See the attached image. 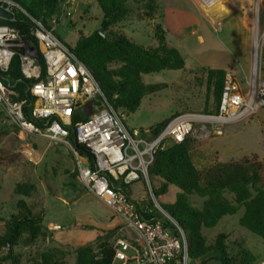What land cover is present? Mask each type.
Segmentation results:
<instances>
[{
    "label": "rangeland",
    "instance_id": "1",
    "mask_svg": "<svg viewBox=\"0 0 264 264\" xmlns=\"http://www.w3.org/2000/svg\"><path fill=\"white\" fill-rule=\"evenodd\" d=\"M157 2L158 12L147 19L142 14V0H128L127 19L104 31L106 34L123 33L139 45L154 47V25L159 23L167 31V46L177 49L184 59L183 70L164 69L141 75L145 84L165 86L144 96L135 111L119 110L128 128L146 130L178 111L213 110L215 100L211 91H207V69L230 68L243 87L251 73L255 0H219L210 9L197 6L192 0ZM62 3L68 7L70 15L65 14L66 10L60 11L53 29L67 45L73 46L79 33L88 35L100 27L102 14L96 0H63ZM261 64L264 67V57ZM77 110L84 115L91 113V103ZM198 126L196 123L195 128ZM189 138L191 156L199 170L214 160H238L252 154L264 163V108L225 123L221 134ZM157 181L152 179V189ZM17 184L25 185L29 193H15ZM142 185L141 180L131 185L133 198L147 197ZM179 191L178 187L170 185L156 200L161 206L170 204ZM225 196L231 198L228 193ZM18 200H24L31 211L41 214L42 223L50 231H60L61 239L54 240L49 233L27 241V235L23 234L12 247L10 258L1 260L8 247L0 249V264H38L46 251L63 264H73L78 245L92 243L96 235L108 232L110 242L118 223L116 214L90 194L80 181L67 143L23 133L0 105V217L3 220L17 211ZM188 201L200 208L204 198L190 194ZM243 212L244 208L240 207L236 213L223 216L216 225L202 229L206 245H212L218 233L225 234L226 250L233 264H242L247 251L256 259L264 258V240L238 223ZM3 230L4 221H0V234ZM211 257L204 256L196 264H220Z\"/></svg>",
    "mask_w": 264,
    "mask_h": 264
},
{
    "label": "built area",
    "instance_id": "2",
    "mask_svg": "<svg viewBox=\"0 0 264 264\" xmlns=\"http://www.w3.org/2000/svg\"><path fill=\"white\" fill-rule=\"evenodd\" d=\"M210 9L219 0H192ZM62 3L61 13L70 15ZM19 13L30 19L29 34L37 49L25 45L12 25ZM251 73L246 86L230 68L224 70L215 112L182 111L164 121L159 130L128 128L107 102L92 72L76 59L53 28L44 27L14 0H0V105L19 129L28 135L67 143L73 151L78 176L86 190L107 205L118 219L110 245V264H196L187 251L185 234L175 218L156 200L148 176L153 154L193 136L221 134L225 123L237 121L264 108V0L253 5ZM41 54L44 68L37 60ZM18 55L22 77L30 80L20 97L16 83L3 77ZM100 98L101 107L73 124L76 140L93 154V167L82 163L67 141L75 109ZM199 123L198 128L195 124ZM143 181L147 197H132L131 185ZM125 187V188H123ZM250 264H264V258Z\"/></svg>",
    "mask_w": 264,
    "mask_h": 264
},
{
    "label": "trees",
    "instance_id": "3",
    "mask_svg": "<svg viewBox=\"0 0 264 264\" xmlns=\"http://www.w3.org/2000/svg\"><path fill=\"white\" fill-rule=\"evenodd\" d=\"M31 17L40 19L46 28H53L60 14V4L63 0H14ZM128 0H96L101 11V25L106 31L117 22L127 19L129 10L126 6ZM142 14L150 19L158 10L157 0H142ZM12 25L19 31L20 37L26 43L37 49L35 39L29 34L30 19L19 13ZM166 29L161 24L154 25V47L142 46L126 37L123 33L107 32V37L93 30L88 35L79 33L73 46L67 45L75 55L92 72L98 81L101 91L107 102L122 117L121 111L133 112L140 105L141 99L165 86V84H145L141 75L158 72L164 69H184V59L181 53L166 44ZM264 57V53H263ZM37 60L44 68L41 54L37 51ZM117 65L111 67L110 65ZM224 70L210 68L206 70L207 91L214 97L213 110L204 109L202 113L215 112L221 92ZM6 81L16 83L20 97L32 100L24 89L31 84L30 80L22 77L19 69V59L16 55L4 73ZM92 111L101 107L100 98L91 102ZM180 113L175 112L172 116ZM86 115L77 109L72 115L68 126L67 139L82 163L93 167V154L90 149L76 140L73 124L83 121ZM171 116V117H172ZM169 117V118H171ZM168 118V119H169ZM166 119V120H168ZM165 120V121H166ZM160 122L154 125L157 131L163 125ZM191 142L187 137L181 142L171 144L153 154V162L148 168L150 181L157 179L153 187L155 196L167 192L170 185L179 188L175 199L170 204L162 205L177 221L183 230L187 251L192 259L204 256H213L220 264H233L228 256L225 244V234L218 233L212 245H206L202 234L203 228H209L218 223L225 215L236 213L240 207L244 208L238 223L248 231L258 235L264 240V163L255 154L243 156L238 160L211 162L205 169L199 170L191 156ZM73 154V151H71ZM74 156V154H73ZM75 159V157H74ZM125 188V187H123ZM15 193L27 195L29 189L23 184H17ZM225 193L230 194L228 199ZM196 194L204 198L200 208L193 207L188 201V195ZM17 211L4 221V230L0 234V249L8 243V252L1 260L11 257V249L16 245L23 234L27 241L37 237H45L50 231L42 223V216L30 210L24 200L17 201ZM111 233L98 234L92 243L78 245L75 248L73 264H110L112 249L108 238ZM256 258L250 251L245 253L242 264H250ZM195 261V263H196ZM38 264H63L55 259L51 252H43Z\"/></svg>",
    "mask_w": 264,
    "mask_h": 264
},
{
    "label": "crops",
    "instance_id": "4",
    "mask_svg": "<svg viewBox=\"0 0 264 264\" xmlns=\"http://www.w3.org/2000/svg\"><path fill=\"white\" fill-rule=\"evenodd\" d=\"M49 230V229H48ZM50 231V230H49ZM50 234H52V237H53V239L55 240L56 238L59 240V239H61L60 238V235H61V232L60 231H55V232H52V231H50Z\"/></svg>",
    "mask_w": 264,
    "mask_h": 264
},
{
    "label": "water",
    "instance_id": "5",
    "mask_svg": "<svg viewBox=\"0 0 264 264\" xmlns=\"http://www.w3.org/2000/svg\"><path fill=\"white\" fill-rule=\"evenodd\" d=\"M98 33H99L101 36H103V37H107V34L104 32V29H103L102 26H100V27L98 28ZM5 246L8 247V243H6Z\"/></svg>",
    "mask_w": 264,
    "mask_h": 264
},
{
    "label": "bare ground",
    "instance_id": "6",
    "mask_svg": "<svg viewBox=\"0 0 264 264\" xmlns=\"http://www.w3.org/2000/svg\"><path fill=\"white\" fill-rule=\"evenodd\" d=\"M226 6V5H225ZM219 8H220V6H219ZM225 9V8H224ZM230 10V9H229Z\"/></svg>",
    "mask_w": 264,
    "mask_h": 264
}]
</instances>
